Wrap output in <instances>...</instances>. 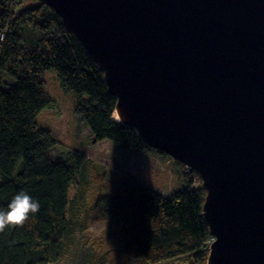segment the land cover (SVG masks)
<instances>
[{
    "label": "water",
    "instance_id": "95a60500",
    "mask_svg": "<svg viewBox=\"0 0 264 264\" xmlns=\"http://www.w3.org/2000/svg\"><path fill=\"white\" fill-rule=\"evenodd\" d=\"M105 74L118 122L207 190L208 264H264V0H42Z\"/></svg>",
    "mask_w": 264,
    "mask_h": 264
},
{
    "label": "trees",
    "instance_id": "16d2710c",
    "mask_svg": "<svg viewBox=\"0 0 264 264\" xmlns=\"http://www.w3.org/2000/svg\"><path fill=\"white\" fill-rule=\"evenodd\" d=\"M45 71L56 72L77 96L76 116L94 142L108 140L122 152L165 156L148 146L135 127L112 119L117 99L109 93L104 72L54 9L42 0H0V209L7 210L21 190L40 203L23 226L0 232V264H52L74 228L76 210L68 191L88 160L80 152L71 153L72 163L51 156L59 142L36 119L52 103ZM176 164L184 185L170 198L126 175L92 200L98 217L115 225V235L133 248L134 264H208L207 190L202 183L193 188L200 177ZM91 215L85 227L98 220Z\"/></svg>",
    "mask_w": 264,
    "mask_h": 264
},
{
    "label": "rangeland",
    "instance_id": "374dc122",
    "mask_svg": "<svg viewBox=\"0 0 264 264\" xmlns=\"http://www.w3.org/2000/svg\"><path fill=\"white\" fill-rule=\"evenodd\" d=\"M43 75L52 103L36 119L38 126L49 129L59 142L51 150L52 158L70 162L71 153L80 152L88 160L71 181L68 194L69 205L76 210L74 228L66 235L57 261L52 264H134L130 261L133 248L127 249L115 235V225L98 217L92 200L97 192L112 189L115 180L126 175L170 198L184 185L180 167L166 154L122 152L108 140L94 142L89 127L76 116L77 96L62 85L56 72L45 71ZM112 119L119 121L114 115ZM89 214H95L98 220L85 227ZM67 216L70 217L68 212Z\"/></svg>",
    "mask_w": 264,
    "mask_h": 264
},
{
    "label": "clouds",
    "instance_id": "9594fccd",
    "mask_svg": "<svg viewBox=\"0 0 264 264\" xmlns=\"http://www.w3.org/2000/svg\"><path fill=\"white\" fill-rule=\"evenodd\" d=\"M39 210V201L21 190L12 198L7 210L0 209V232L9 226H23L29 214H36Z\"/></svg>",
    "mask_w": 264,
    "mask_h": 264
},
{
    "label": "built area",
    "instance_id": "2783aa9c",
    "mask_svg": "<svg viewBox=\"0 0 264 264\" xmlns=\"http://www.w3.org/2000/svg\"><path fill=\"white\" fill-rule=\"evenodd\" d=\"M2 39H3V37H2ZM194 174V173H193ZM200 178H198V179H195V183H194V185L192 186L193 188H195V189H199V187H200V183H202V181L200 182V180H199ZM213 244V239L210 241V243H209V249H210V247H211V245Z\"/></svg>",
    "mask_w": 264,
    "mask_h": 264
},
{
    "label": "bare ground",
    "instance_id": "6f19581e",
    "mask_svg": "<svg viewBox=\"0 0 264 264\" xmlns=\"http://www.w3.org/2000/svg\"><path fill=\"white\" fill-rule=\"evenodd\" d=\"M114 118L116 119V120H119L120 119V117H119V115H117V113L116 112H114Z\"/></svg>",
    "mask_w": 264,
    "mask_h": 264
},
{
    "label": "crops",
    "instance_id": "0c3cea01",
    "mask_svg": "<svg viewBox=\"0 0 264 264\" xmlns=\"http://www.w3.org/2000/svg\"><path fill=\"white\" fill-rule=\"evenodd\" d=\"M158 193V192H157Z\"/></svg>",
    "mask_w": 264,
    "mask_h": 264
}]
</instances>
